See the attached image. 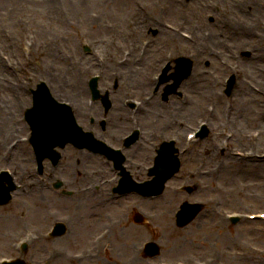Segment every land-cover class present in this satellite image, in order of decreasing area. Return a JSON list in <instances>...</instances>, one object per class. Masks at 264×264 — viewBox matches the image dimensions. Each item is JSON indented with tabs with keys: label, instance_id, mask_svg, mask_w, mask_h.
<instances>
[{
	"label": "rangeland",
	"instance_id": "obj_1",
	"mask_svg": "<svg viewBox=\"0 0 264 264\" xmlns=\"http://www.w3.org/2000/svg\"><path fill=\"white\" fill-rule=\"evenodd\" d=\"M47 1L48 0H0V13L2 12L3 14H5L8 11H11L14 13L15 11H18V12L22 11L21 14L19 13L17 16L18 17L17 20L20 22L22 28H21V34H18L16 37L18 40H20V42L16 46L20 47L24 34L25 33L27 34V31L25 32V28L21 22V19L25 15L26 11L24 10V8L21 9L19 4L27 5L28 10H30V9H36V8H41V7L46 6ZM54 1H57L55 4V8L60 6V14L62 16L64 15L62 14V10H63V13L64 11H68L69 16L71 18H74L75 20H79L78 14L74 13L73 16H71V13L69 11L70 1H66V2L63 0L61 1L54 0ZM77 1L78 3H75V5L78 6L79 8L84 9L83 16L85 17H88V14L91 10L106 11L105 8L108 9L107 6L104 7V5H102L103 3H106L107 0H102L101 2H99L98 0H88V1L87 0H77ZM51 2L52 0H50V2L48 3L50 4ZM112 2H113L112 4L114 5V13L121 14L124 12L125 8H127L126 10L129 11L128 15L122 16L121 22L124 24V27H125L127 20L133 18V13L136 12L139 8H142V6L144 5L147 6L146 9L144 10L145 15H149V14L156 15V14H160L164 10H167V11L170 10L172 8V6H170V2H173L174 4L178 5L179 15L175 17L165 16L164 19H161L162 17H160L159 20L161 22L163 20H164L163 22H177L178 19L182 18V14H181V12L183 11L182 6L187 7L190 4L191 0H112ZM154 2H159V3L158 5L151 6V4H154ZM214 2L219 4L220 8H223V12L221 14V18L217 16V19H219V22L218 24H215L216 28L211 29L214 37L211 42V47L209 48L207 47V51L205 54H207L208 57L212 56L213 55L212 47H214V50H221V54H220L221 59H226L231 64H235L240 59L239 58L240 53L242 54L249 53L248 55L245 56L243 61H241V69H244V66L247 65L248 62H251V65L255 67L253 71L254 74L258 75L259 77L261 76V78L258 81L245 72L244 79L248 77L249 80L255 84L256 88L261 89L264 85V61L257 62L256 56L258 54H263L262 50H264V9L261 7L254 8V9L251 8V5L253 3L256 4L255 2H258L259 4H261V0L260 1L255 0L252 4H249V5H245V3H243L245 1H241V0H225V1L223 0H197L196 7L198 10L201 11L200 15L202 14L203 16L204 12L206 11V8H207L206 4H210V5L215 4ZM18 5H19V8H18ZM61 8H64V9H61ZM219 9L217 10V12L219 11ZM210 14H214V17L216 18L215 13L210 12ZM11 15L12 14H9L8 16H11ZM108 16L109 18L108 17L107 18L109 20L115 22V20L113 19L114 15L113 17L111 14H109ZM13 18L15 17H12L11 19ZM64 18L65 17H62L63 21H64ZM45 19L52 20L50 16H46ZM192 20L194 19H190V20L187 19L186 26L188 23L190 26L193 24L200 25L199 20H197L198 22L192 21ZM56 25L65 26L62 20H60L58 22L51 23L50 27L52 29L58 28ZM83 27L85 28L86 26L83 25ZM64 28L69 29L68 26H65ZM6 30L10 31L12 37L14 36V29L7 23L6 24L1 23L0 24V34L5 33ZM33 30L37 34L39 33V31L43 32L42 28L34 27ZM77 30L78 28L73 29L71 32H69L70 30L68 31L69 33H67V36H68L67 39H70L69 42L67 40H61V39L52 41L53 44L58 45L56 47L57 48L56 50L61 55L62 64L61 63L59 64L58 62V65L59 66L61 65L62 68H64V70H58L59 74L61 75V80H66V81L70 80L71 82L72 79H70L71 77L70 75L72 74L73 71L79 69L78 67H76L78 63L77 60L73 59L74 54H73V49H72L74 47L73 45H75L78 42L79 36L76 34ZM145 30L146 29H144V33H145ZM242 30L251 32L252 35H249V34L239 35V39L241 41L238 42L235 39L233 32H240ZM54 31L59 33L60 36H62V33L60 31H57V30H54ZM207 31L210 32L209 27L207 28ZM17 39H11L10 43L13 44L15 41H17ZM52 39L53 38H51L50 40ZM7 40L9 39L7 38ZM3 42L4 41L0 40V50H4L7 52V54L10 55L11 50L15 48V46L12 45L10 47H4ZM230 42L233 44L234 51L231 53H226L224 51L225 46L229 45ZM238 48H243V49H238ZM254 48L256 52L252 55ZM241 50H245V51L247 50V52L245 51L240 52ZM66 52H68V55L66 54ZM66 60L70 61V62H67L68 64L67 66L65 65ZM0 62L3 63L4 67L6 66L5 63L1 59H0ZM200 64L201 62H198V66ZM52 66H53L52 59L47 58L46 60L45 57L44 59H42L39 57V53L37 51H34L30 65L27 68L21 69L18 72L10 71L12 73L11 77L13 78V77L21 76L23 77V79H26L27 75H31L34 78L33 79L34 81L44 80V79H47V77L50 78L49 74L53 73L51 71ZM205 68L208 69L209 67L206 65H201L200 74H202ZM41 71L43 72L42 75H40ZM11 77L2 76L1 81L11 86L10 81L8 80V78H11ZM209 78H210L209 82H211L212 85H214L215 87L219 88L222 85L220 81L213 82L210 76ZM84 79H85V76H84ZM84 79H82V81ZM82 86H83V82H82ZM242 86L245 87V89L251 93V97L246 99V101H243L241 99L235 100L233 99V96L229 98L223 95V97L225 98L223 102L234 100L233 101L234 104L241 105L244 103H249V105L253 107V112L251 113L252 116L248 120L243 121V124H242L243 129L253 130L256 127L264 126V124H262L263 122L260 123L259 121V119L262 118L260 117V112L264 111V98L257 95L256 94L257 92H254L250 88H248L246 84L245 86L244 85ZM242 86L241 84L239 87L237 86L234 93L237 91V89H240ZM0 87H5V85L0 83ZM210 91L211 90H208V93ZM256 98H261L263 104L258 102ZM195 116H196V113L191 115L192 118H195ZM223 122L224 124L231 123L230 120L227 121L226 119ZM215 130L216 128L213 127V129H211V132L209 130L208 133H211L215 136L214 134ZM74 152L78 154L80 153L76 151ZM225 155L229 156V153L227 152ZM80 163H82V161L78 162L77 169L84 170L85 168H90V166L85 165V164L81 165ZM195 163H196V160H193V167L195 166ZM234 163L236 162L234 161ZM226 164H225V167L227 166ZM245 164L246 163L239 164V165L237 164V165L241 167ZM261 167H264V166H261ZM64 168H65V165L62 168V172H61L62 174L59 173L58 175H64V176L67 175V172L64 173ZM226 170H228V167H226ZM226 176L227 175L223 177L226 179L228 178ZM183 178L184 176L181 175L178 178V180L175 183H173V185L177 186L178 184H180ZM90 182H91L90 180L86 179L84 180L82 184L88 185ZM36 190L37 189H35L33 192L29 194H25L24 196L18 198L17 203L12 205V206H17V207H14V209H11L12 206L0 207V221L8 220V222L0 226V257L4 256V253L9 251L8 245L10 243L9 241H10L11 234L17 235L18 233L24 232V230L26 229L33 230L34 228H43V230H47L50 224L52 223V221L56 217L70 216L76 222L77 218L81 220L80 217L86 216V212L88 211V208L86 206L80 209L78 212L73 211V208L70 206V205H75L76 204L75 202L78 201V198L80 199L81 195H78L77 198H75V201H73V199L68 200L66 198H62L59 194H56L57 197L55 198L50 193V192L54 193V191L47 190V191H43L46 193L47 198L49 199L53 198L54 200L62 199L63 203L60 204L59 202H56L55 204H49V205H47V203L45 204L46 214L44 216H46L47 222L45 226H42L41 222L38 223L34 219L33 212H31L33 207L39 208V206H41L40 201H38L40 199L38 198H41V200H43L42 197L44 196V195L40 196V194L38 193L39 191L38 190L36 191ZM60 191L62 190L60 189ZM195 193H196V190L193 188V191L191 194H188L187 192L185 193L186 198H184L183 196H179L178 198L169 197L170 195L166 194V197L169 195L168 200L172 201V203L164 205L162 207H159L157 204H154V206L151 205V208H148V209H145V208L143 209L141 207L139 208L135 206L134 197H128L127 200L121 202V204L123 205L121 209L111 208V211H109L107 209L98 208L96 210V214L100 210L101 211L94 218L96 221V227L91 228L89 232H87L88 236L86 238L84 237V240H82L80 237H74V238L69 239V236H71L70 234L65 238L57 239V241L54 240L53 242H51V244H41L40 246H44V245L46 246L44 252L47 251L48 248H52V247L55 249H60V250H65V249L70 250L67 253V256H69L75 252L82 250L83 248L88 247L89 240L92 238L94 233L100 231V229L103 226H105L110 220L118 219L122 221V226L118 228V230L115 233V236L111 239L113 241V247H112L113 249H111V251L107 253L106 255H103V258L105 257L106 259L114 260L116 259V257L121 256L119 254V250L120 252H122L125 249H127V253L123 255V260L119 264H129L128 262L129 256H131L130 254L133 252L135 247L139 246L140 243L144 239H150V238H152V240L159 246V249L161 250L159 256L155 258H150V259L144 258L142 260H139V262L137 261L136 263L146 264V261L155 262L158 260H164L166 262H171V261L174 262L176 260L190 259L192 258L191 256L202 255L205 253L210 254V253H216V252H219L218 254H221L222 256L225 254L226 251L240 249L241 241H248L254 247L258 246V247L264 248V236H260L259 232H257L258 234H255V235L248 234V233H245V236H239V234H237L238 236L234 235V233H236L237 229H239L241 225L239 227H236L234 225H229L227 227L223 226V227H220L222 230L220 232L210 231L208 228H205L207 230L200 233L199 230L204 228L205 223H203V221L199 223V221L196 219L192 223H190L187 227H184V228L176 227L175 226L176 222L171 217L172 211L177 210L180 202L183 201L184 199L189 198L190 200L191 199L193 200L194 198L192 195H194ZM222 194H223V205L219 207V210H222V209L242 210V211H247V212H254L251 210H255V211L264 212V173L263 175H259V174L250 175V176L245 175V176L236 177L235 179H231L230 182L224 186ZM215 195L217 194L215 193ZM230 200H234V201H230ZM24 201H25L26 207H24ZM58 203L60 206L56 205ZM66 203H69L70 205H66ZM71 203H74V204H71ZM29 205H33L32 209ZM49 206L55 207L58 210V212L55 213L54 210L50 208ZM152 207H155V208H152ZM211 208H212L211 206L208 207L209 213H210ZM51 209L53 211H51ZM149 211H151L153 214H156V216L159 217V220L150 221L146 215V213H150ZM72 213L74 214V217L72 216ZM138 214H140L141 217L143 218V223L141 225L136 224V221L138 219L137 217ZM199 216L202 217V214L200 215L199 213L197 217ZM9 217L11 218L10 220H12V222L9 221L8 219ZM42 220L43 221L45 220L44 217L42 218ZM206 223L211 224L210 221H207ZM199 225L201 226V228H198ZM81 228L82 226H78L76 227L75 231H78ZM248 228L256 229V230L261 229L264 231V223L258 222L256 224L250 225ZM194 231H198V232L194 233ZM124 234L126 235V238L122 237V235ZM219 236H221V239H219V243L222 247L220 248L221 250L216 249L217 246L215 245L216 243H218L217 240ZM248 236H252V237H248ZM197 237H201L203 239L209 238L210 240L206 241L205 245L199 246V243L201 245L202 244L201 242L203 241L197 240L196 239ZM249 238H253L254 240L249 241ZM195 242L197 243L196 245H195ZM127 243H128V246L126 248ZM203 249H207V250L202 252ZM32 252H33V249L28 248L27 253L23 257L25 260H27L29 264H36L35 260H38L39 258H41V255L43 254L34 256ZM8 254H11V253L8 252ZM253 259H259V258L254 257ZM232 260L233 259L231 258L225 257L223 264H231L230 262H232ZM259 260L261 261L259 264H264V258L259 259ZM104 261L105 260L101 262H95V263H89V264H107L108 263ZM55 264H71V263H69L67 260L64 259Z\"/></svg>",
	"mask_w": 264,
	"mask_h": 264
},
{
	"label": "bare ground",
	"instance_id": "obj_2",
	"mask_svg": "<svg viewBox=\"0 0 264 264\" xmlns=\"http://www.w3.org/2000/svg\"><path fill=\"white\" fill-rule=\"evenodd\" d=\"M109 2H107V7L108 8H111V13L112 14H114V15H117L118 16V18L120 19V18H122V16H124V15H128L129 14V11H127L126 9L127 8H125V10H124V12L123 13H121V14H115L114 13V5L112 4L113 2H112V0H108ZM223 1H225V0H223ZM195 4H197V0H191V5L193 6V5H195ZM176 5V4H175ZM174 5V3L173 2H170V6H172V9L176 12L178 9H176V6ZM257 5H260L259 3H257ZM264 9V8H263ZM109 14V13H108ZM251 15V14H250ZM93 26V25H92ZM97 30H98V32L100 31V32H103L102 31V29L101 28H99V27H97ZM97 33V32H96ZM245 34H249V35H252L251 34V32H247V31H245V30H242V31H240V32H233V35H234V37H235V39L238 41V42H240L241 40L239 39V35H245ZM263 51V54H258L257 56H256V60H257V62H260V61H264V50H262ZM56 53H57V50H51L50 52H48L47 53V56H49L50 54H52V56H56ZM208 61H210L211 62V64L212 65H214V64H217V62H216V59L214 58V56L212 55V56H210V59L208 60ZM149 63H150V60H146V62L144 63L145 65H142V67H146V66H148L149 65ZM65 65H68L66 62H65ZM252 65H251V62H248V64L245 66V71H246V73L247 74H251V75H253V76H255L256 78H258V79H260L261 78V76L259 77L258 75H255V74H253V70H252ZM255 68V67H254ZM136 71H138V70H140L139 68H134ZM196 72H197V69H195V74H194V76H192L190 79H189V81L188 82H185V81H183L181 84H180V89H188L189 91H190V94H191V101H190V105H191V108H192V110H196L197 109V107H198V102L203 98V97H205L207 94H206V91L208 90V89H210V87H211V85H210V83L211 82H209L208 81V78L207 77H195L196 76ZM135 74H138V73H135ZM195 77V78H194ZM194 78V80H192ZM71 87H72V89H73V91L75 92V91H77V90H79L80 89V81L78 80V79H76V76H75V80H74V82H72V84H71ZM249 96H251V93L250 92H248V91H246L245 89H242L241 90V92H240V90L233 96L234 97V99H240L241 97H249ZM257 100H258V102H260V103H262L263 104V102H262V100H261V98H256ZM196 101H198V102H196ZM153 108H154V113H157V112H161V113H163V111L165 110V108H166V106H164L163 107V109L162 110H160V108H159V106H153ZM253 107L252 106H249V105H247V103L244 105V107H239V109L237 110V112H236V114L235 115H233V120L235 121V122H239V123H241L247 116H249V114L250 113H252L253 112V109H252ZM197 113V112H196ZM120 116V114L118 113V110H117V108L115 109V113H114V117L115 118H117V117H119ZM218 117H221V118H224L225 119V117L224 116H218ZM117 121V119H115L114 120V122H116ZM233 121V122H234ZM237 127V126H236ZM241 135H242V133H238V135H237V137H236V139L234 140V143H237L238 142V140H237V138H240L241 137ZM264 140V139H263ZM220 140L219 139H214V140H211V142H208V144H206L205 145V147L204 148H206V150L207 149H209V148H211L213 145H216L217 147H219V149H221V148H223V144H220ZM263 144H264V141H263ZM140 148V147H139ZM143 151H144V149H143ZM146 153H139V154H141V155H145V154H147L148 153V151H147V148H146V151H145ZM137 155H138V153H136ZM23 156V155H22ZM28 155H26V157H27ZM196 156L198 157V156H200V154L199 153H197L196 154ZM214 157V155H213V153L212 154H210L209 155V159L211 160L212 158ZM83 159V161L84 162H89L90 161V157H87V156H85V157H83L82 158ZM202 159L204 160L205 159V157H202ZM233 158H228V163H230V164H232V165H235V163H234V160H232ZM250 162L251 163H264V159L263 160H260V161H256V160H250ZM250 167V166H249ZM257 170L259 171V172H261V173H264V167H261V168H256L255 170H250V171H248V173L250 174V175H255V174H257ZM246 173V172H245ZM229 174L231 175V177L232 178H234V177H236L237 176V173H236V171H234L233 172V170L232 169H230V171H229ZM208 179V178H207ZM203 186L206 188L205 190L206 191H211L212 190V188H211V186H210V184L208 183V182H204L203 183ZM93 197H96V196H93ZM42 199L43 200H41V198H40V202L41 203H51L49 200H48V198H47V195L45 194L43 197H42ZM56 202H59L60 204L61 203H63V201H61V200H57ZM158 204H157V203ZM147 201L146 203H147V205L148 206H150V205H152V204H157L159 207H162V206H164V205H167V204H170V203H172V201H169L168 200V198H166V200L165 201ZM58 203V204H59ZM92 203H94L95 204V206L97 207V208H99V207H102L103 205H102V203H103V201L101 200V199H94L93 200V202ZM68 203H66V205H67ZM85 205L84 204H79V205H77L75 208H76V211H79L80 209H82L83 207H84ZM89 210L90 209H92L93 210V208L92 207H90V206H88L87 207ZM33 210H34V213H35V215H34V217H37L38 218V220L39 219H42V218H40L38 215H43L44 216V211L43 210H41L40 208H37V207H34L33 208ZM93 217V215H92V213L90 212V211H87L86 212V219H85V221H84V225L85 226H82V228L80 229V230H78V231H74V234H73V236H75V237H80L82 240H84V237L86 238L87 236H88V234H87V232H89V230L91 229V228H93V227H96V221H95V219H93L92 218ZM9 219V218H8ZM10 220V219H9ZM6 222H8V220H3V221H0V226L1 225H4V223H6ZM46 220L44 221V224H46ZM244 225H249L250 223H243ZM249 231V230H248ZM247 231H245L244 229H241V230H238V234H239V236H241V235H244L245 233H246ZM251 232H254V231H251ZM122 237H124V238H126V235L124 234V235H122ZM123 238V239H124ZM35 253H39V250H36L35 251ZM122 254H123V252H121ZM240 262V261H239ZM86 263H87V261H86ZM85 263V264H86ZM241 263V262H240ZM84 264V263H83Z\"/></svg>",
	"mask_w": 264,
	"mask_h": 264
}]
</instances>
